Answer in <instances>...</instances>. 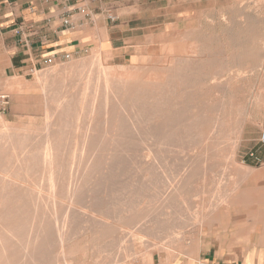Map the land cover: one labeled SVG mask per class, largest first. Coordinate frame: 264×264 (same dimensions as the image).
<instances>
[{
    "label": "rangeland",
    "instance_id": "obj_1",
    "mask_svg": "<svg viewBox=\"0 0 264 264\" xmlns=\"http://www.w3.org/2000/svg\"><path fill=\"white\" fill-rule=\"evenodd\" d=\"M127 4L85 53L29 76L0 69V264H63L65 223L72 264L264 250V0ZM243 194L248 209L227 208Z\"/></svg>",
    "mask_w": 264,
    "mask_h": 264
},
{
    "label": "crops",
    "instance_id": "obj_2",
    "mask_svg": "<svg viewBox=\"0 0 264 264\" xmlns=\"http://www.w3.org/2000/svg\"><path fill=\"white\" fill-rule=\"evenodd\" d=\"M127 1L0 0V56L6 58L0 69H26L29 76L31 69L43 68L44 58L67 54L70 59L85 53L93 45L95 33H108L109 24L120 19L115 14L127 8ZM80 8L87 16L78 11ZM64 18L70 20V28L63 26ZM242 198L247 194L234 196L227 208L243 202L248 209L250 202ZM191 264H264V250L248 246L236 252L209 249L200 252Z\"/></svg>",
    "mask_w": 264,
    "mask_h": 264
},
{
    "label": "bare ground",
    "instance_id": "obj_3",
    "mask_svg": "<svg viewBox=\"0 0 264 264\" xmlns=\"http://www.w3.org/2000/svg\"><path fill=\"white\" fill-rule=\"evenodd\" d=\"M225 46H226V45H225ZM219 49H220V48H219ZM232 52H234V51H232ZM233 57H234V56H233ZM234 61H235V59H234ZM123 83H124V82H123ZM104 84L106 85V84H107V81H105ZM104 84H103V85H104ZM107 85H108V84H107ZM106 87L108 88V86H106ZM104 88H105V87H104ZM104 88H103V90H104ZM105 90H106V89H105ZM108 90H109V89H108ZM109 91H110V90H109ZM105 93H107V90L105 91ZM105 93H104V95L107 96V94H105ZM115 93H116V92H115ZM122 95H123V93H122ZM105 98H106V97H105ZM114 99H115V97H114ZM120 100H121V99H120ZM129 100H130V99H129ZM103 102H104V103H105V102L107 103V101H106L105 99H104ZM106 103H105V104H106ZM151 104H152V103H151ZM104 106H106V105H104ZM120 108H121V105H120ZM120 108H118V109H120ZM129 108H131V107H129ZM104 109H105V108H104ZM102 110H103V109H102ZM105 110H106V109H105ZM105 110H104V112H106ZM121 111H122V110H121ZM124 112H125V108H124ZM127 112H128V110H127ZM119 113H120V110H119ZM128 113H129V112H128ZM132 113H133V112H132ZM162 114H163V113H162ZM104 115H106V113H105ZM164 115H165V114H164ZM81 116H82V115H81ZM86 116H88V115H86ZM101 116H102V115H101ZM124 116H125V115H124ZM128 116H129V114H128ZM132 116H134V115H132ZM82 117H84V116H82ZM82 117H80V118H82ZM116 117H117V115H116ZM116 117H115V118H116ZM121 117H122V116H121ZM151 117H152V116H151ZM51 118H52V117H51ZM84 118H86V117H84ZM103 118H104V116H103ZM123 118H124V117H123ZM126 118H127V117H126ZM162 118H163V117H162ZM77 119H78V121H79L78 116H77ZM86 119H87V118H86ZM105 119H106V118H105ZM105 119H104V120H105ZM119 119H120V117H119ZM119 119H118V120H119ZM142 119H143V118H142ZM74 120H76V118H75ZM89 120H90V119H89ZM132 120H133V119H132ZM245 120H246V119H245ZM49 121H50V120H49ZM76 121H77V120H76ZM76 121H75V122H76ZM114 121H115V120H114ZM121 121H122V120H121ZM149 121H150V120H149ZM152 121H153V120H152ZM176 121H177V120H176ZM89 122H90V121H89ZM118 122H119V121H118ZM118 122H116V123H118ZM136 122H137V121H136ZM143 122H144V121H143ZM147 122H148V121H147ZM159 122H160V121H159ZM113 123H114V122H113ZM131 123H132V122H131ZM131 123H130V124H131ZM133 123H134V122H133ZM155 123H156V122H155ZM164 123H165V122H164ZM86 124H89V123H86ZM91 124H92V122H91ZM91 124H90V125H91ZM100 124H101V122H100ZM144 124H145V123H144ZM146 124H147V123H146ZM90 125H89V126H90ZM105 125H106V124H105ZM110 125H111V124H110ZM114 125H115V124H114ZM116 125H117V124H116ZM153 125H155V124H153ZM87 126H88V125H87ZM103 126H104V125H103ZM147 126H148V125H147ZM104 127H105V126H104ZM120 127H121V126H120ZM159 127H160V126H159ZM164 127H165V126H164ZM112 128H113V127H112ZM115 128H116V127H115ZM118 128H119V127H118ZM132 128H133V127H132ZM165 128H166V127H165ZM87 129H89V128L87 127ZM143 130H144V129H143ZM85 131H86V132H85ZM103 131H104V130H103ZM135 131H136V130H135ZM74 132H75V131H74ZM81 132H82V131H81ZM87 132H88V130L85 129V130H84V133H87ZM93 132H94V131H93ZM96 132H97V131H96ZM145 132H146V131H145ZM186 132H187V131H186ZM59 133H61V132L59 131ZM82 133H83V132H82ZM82 133H81V134H82ZM94 133H95V132H94ZM107 133H108V132H107ZM62 134H64V132H62L61 135H62ZM81 134H80V135H81ZM87 134H88V133H87ZM87 134H86V135H87ZM90 134H91V132H90ZM97 134H98V133H97ZM99 134H100V133H99ZM105 134H106V132H105ZM112 134H113V133H112ZM119 134H120V133H119ZM129 134H130V133H129ZM86 135H84V136H86ZM103 135H104V134H103ZM103 135H102V136H103ZM106 135H108V134H106ZM125 135H126V134H125ZM71 136H73V134H71ZM82 136H83V134L81 135V137H82ZM87 136H89V135H87ZM41 137H42V136H41ZM104 137H105V136H104ZM211 137H212V136H211ZM70 138H71V137H70ZM70 138H69V139H70ZM110 138H111V137H110ZM118 138H120V137H118ZM87 139H88V138H87ZM103 139H104V138H103ZM157 140H158V139H157ZM200 140H201V139H200ZM73 141H74V140H73ZM82 141H83V140H82ZM84 141H85V139H84ZM95 141H96V138H95ZM121 141H122V140H121ZM239 141H240V140H239ZM100 142H101V141H100ZM103 142H104V141H103ZM85 143H86V142H85ZM118 143H119V142H118ZM86 144H87V143H86ZM98 144H99V143H98ZM153 144H154V143H153ZM237 144H239V143L237 142ZM11 145H12V144H11ZM144 147H145V145H144ZM12 148H13V147H12ZM80 148H81V145H80ZM157 148H159V147H157ZM232 148H233V147H232ZM10 149H11V148H10ZM81 149H82V148H81ZM83 149H84V145H83ZM12 150H13V149H12ZM41 150H42V149H41ZM41 150H40V151H41ZM84 150L86 151V149H84ZM84 150H82V151H84ZM120 150H121V149H120ZM145 150H147V149H145ZM156 150H157V149H156ZM40 151H39V152H40ZM63 151H64V150H63ZM82 151H81V152H82ZM9 152H10V153L12 152V153L14 154V151H11V150H10ZM39 152H38V153H39ZM45 152H46V151H45ZM81 152L79 151V153H81ZM108 152H109V151H108ZM147 152H148V151H147ZM154 152H156V151H154ZM178 152H179V151H178ZM20 153H22V152H20ZM83 153H84V152H83ZM94 153H95V152H94ZM100 153H103V152H100ZM141 153H143V152H141ZM144 153H145V151H144ZM34 154H35V153H34ZM40 154H41V153H40ZM44 154H46V153H44ZM84 154H85V153H84ZM98 154H99V153H98ZM127 154H128V153H126V155H127ZM159 154H160V153H159ZM205 154H206V153H205ZM38 155H39V154H37L36 156H38ZM79 155H81V154H79ZM124 155H125V154H124ZM126 155H125V156H126ZM141 155H142V154H141ZM148 155L150 156L151 154L149 153ZM153 155H154V154H153ZM21 156H22V155H21ZM33 156H34V155H33ZM127 156H128V155H127ZM127 156H126V157H127ZM149 156H148V157H149ZM208 156H209V155H208ZM232 156H233V155H232ZM19 157H20V156H19ZM31 157H32V155H31ZM93 157H94V156H93ZM134 157H135V156H134ZM148 157H147V158H148ZM155 157H156V156H155ZM21 158H22V157H21ZM33 158H34V157H33ZM45 158L49 159V163H48V164H49V167H48V166H47L48 168L46 167V168L49 170V168H52V165H53V160H52L53 156H52V153H51V151L49 150V148H48V150H47V156H46V157L44 156V159H45ZM124 158H125V157H124ZM205 158H206V157H205ZM220 158H221V157H220ZM15 159H16V158H15ZM15 159H14V160H15ZM47 159H46V160H47ZM121 159H122V157H121ZM121 159H120V160H121ZM155 159H156V158H155ZM9 160H10V159H9ZM16 160H17V159H16ZM34 160H35V158H34ZM36 160H38V159H36ZM39 160L41 161V159H39ZM115 160H116V159H115ZM145 160H147V159H145ZM148 160H149V158H148ZM150 160H151V159H150ZM150 160H149V161H150ZM204 160H205V159H204ZM0 161H1V160H0ZM10 161L13 162V160H10ZM10 161H9V162H10ZM123 161H124V160H123ZM128 161H129V160H128ZM153 161H154V160H153ZM15 162H16V164H18L17 161H15ZM44 162H45V161H44ZM44 162H43V163H44ZM47 162H48V161H47ZM98 162H99V161H98ZM132 162H133V160H132ZM154 162H155V161H154ZM38 163H39V162H38ZM87 163H89V161H88ZM129 163H130V162H129ZM46 164H47V163H46ZM46 164H45V165H46ZM122 164H123V162H122ZM109 165H110V164H109ZM116 165H117V164H116ZM118 165H120V164H118ZM146 165H147V164H146ZM150 165H153V163L151 164V162H150ZM11 166H13V165H11ZM38 166H39V164H38ZM42 166H43V164H42ZM87 166H88V165H87ZM106 166H107V165H106ZM120 166H122V165H120ZM128 166H129V165H128ZM128 166H127V167H128ZM131 166H132V165H131ZM131 166H130V167H131ZM143 166H145V164H144ZM14 167H15V165H14ZM14 167H13V168H14ZM104 167H105V166H104ZM115 167H116V166H115ZM124 167H125V166H123L122 168H124ZM127 167H126V169H128ZM139 167H142V166H139ZM16 168H17V167H16ZM34 168H35V167H34ZM85 168H86V166H85ZM106 168H107V167H106ZM111 168H112V167H111ZM111 168H110V169H111ZM117 168H118V169H121V168H119V166H118ZM117 168H115V169H117ZM221 168H222V167H221ZM29 169H30V168H29ZM65 169H66V167H65ZM113 169H114V168H113ZM113 169H111L112 172H113ZM118 169H117V170H118ZM140 169H141V168H140ZM9 170H10V168H9ZM11 170H12V169H11ZM69 170H70V166H69ZM86 170H87V169H86ZM12 171H13V170H12ZM12 171H9V172H11V173L15 172V171H13V172H12ZM87 171H88V170H87ZM108 171H109V170H108ZM125 171H126V170H125ZM127 171H128V170H127ZM138 171H139V170H138ZM52 172H54V171L52 170ZM52 172H51V173H52ZM99 172H100V171H99ZM103 172H104V171H103ZM103 172H102V174H103ZM112 172H111V173H112ZM116 172H117V171H116ZM116 172H115V173H116ZM122 173H123V172H122ZM154 173H155V172H154ZM13 174H14V173H13ZM47 174H48V173H47ZM49 174H50V172H49ZM124 174H125V173H124ZM141 174H142V173H141ZM96 175H97V174H96ZM113 175H115V174L113 173ZM143 175H144V174H143ZM184 175H185V174H184ZM2 176H3V175H2ZM5 176L7 177V175H5ZM8 176H11V175L8 174ZM98 176H100V175L98 174ZM109 176H110V175H109ZM116 176H117V175H116ZM140 176H141V175H140ZM145 176H146V175H145ZM73 177H74V175H73ZM95 177H96V176H95ZM101 177H102V176H101ZM123 177H124V176H123ZM146 177H147V176H146ZM8 178H9V177H8ZM69 178H71V177H69ZM97 178H98V177H97ZM111 178H112V177H111ZM142 178H143V177H142ZM0 179H1V178H0ZM4 179H5V178H4ZM11 179H12V178H11ZM112 179H113V178H112ZM112 179H111V180H112ZM120 179H121V177H120ZM181 179H182V178H181ZM22 180H23V179H22ZM49 180L52 181L51 179H49ZM62 180H63V179H62ZM72 180H73V179H72ZM78 180H80V178H79ZM107 180H108V179H107ZM107 180H106V182H107ZM115 180H116V179H115ZM138 180H139V179H138ZM25 181H26V180H25ZM40 181H41V180H40ZM118 181H119V180H118ZM127 181H128V180H127ZM175 182H176V181H175ZM1 183H2V182H1ZM1 183H0V184H1ZM3 183H5V182L3 181ZM23 183H24V182H23ZM62 183H63V182H62ZM77 183H78V182H77ZM24 184H26V182H25ZM42 184H43V183H42ZM69 184H70V183H69ZM73 184H74V182H73ZM112 184H113V183H112ZM178 184H179V183H178ZM21 185H22V184H21ZM38 185H39V184H38ZM43 185L45 186V184H43ZM100 185H101V184H100ZM176 185H177V184H176ZM23 186H24V185H23ZM51 186H54L53 182H51ZM26 187H28V186H26ZM68 187H70V186H68ZM86 187H87V185H86ZM109 187H110V186H109ZM2 188H3V187H1V189H2ZM21 188H22V187H21ZM45 188H46V187H45ZM48 188H49V187H48ZM118 188H119V187H118ZM7 189H8V188H7ZM18 189H19V188H18ZM57 189H58V188H57ZM67 189H68V188H67ZM67 189H66V190H67ZM164 189H167V188H164ZM52 190H53V189H52ZM104 190H105V189H104ZM142 190H143V189H142ZM35 191H36V190H35ZM68 191H69V189H68ZM130 191H131V190H130ZM144 191H145V190H144ZM165 191H166V190H165ZM1 192H2V191H1ZM9 192H10V191H8V193H9ZM39 192H41V191H39ZM23 193H25L24 190H23ZM26 193H27V192H26ZM41 193H43V192H41ZM48 193H49V192H48ZM50 193H51V195H53V192H50ZM63 193H64V192H62V194H63ZM66 193H67V192H66ZM149 193H150V192H149ZM165 193H166V192H165ZM175 193H176V192H175ZM38 194H39V193H38ZM64 194H65V193H64ZM92 194H93V193H92ZM44 195H46V194H44ZM58 195L60 196V194H58ZM73 195H74V194H73ZM88 195H89V193H88ZM11 196H12V195H11ZM23 197H24V196H23ZM30 197H31V196H30ZM48 197H49V196H48ZM177 197H178V195H177ZM3 198H4V197H3ZM66 198H67V197H66ZM11 199H12V198H11ZM20 199H21V198H20ZM23 199H24V198H23ZM44 199H45V198H44ZM27 200H28V198H27ZM63 200H64V199H63ZM63 200H62V202H63ZM70 200H71V199H70ZM92 200H93V199H92ZM92 200H91V201H92ZM170 200H171V199H169V201H170ZM13 201H14V200H13ZM13 201H11L10 203H12ZM37 201H38V200H37ZM37 201H36V202H37ZM95 201H96V200H95ZM60 202H61V201H60ZM64 202H65V201H64ZM70 202H71V201H69V203H70ZM81 202H82V201H81ZM15 203L18 204L17 202H14V204H15ZM52 203H53V202H52ZM88 203H89V202H88ZM91 203H92V202H91ZM62 204H63V203H62ZM97 204H98V203H97ZM136 204H137V203H136ZM73 205H74V204H73ZM76 205H77V204H76ZM141 205H142V204H141ZM164 205H165V204H164ZM19 206H20V205H19ZM49 206H50V205H49ZM71 206H72V205H71ZM78 206H79V205H78ZM78 206H75V205H74V207H76V208H77ZM86 206H87V205H86ZM93 206H95V205H93ZM139 206H140V205H139ZM52 207L54 208V205H52ZM74 207H73V208H74ZM90 207H91V206H90ZM96 207H98V206L96 205ZM96 207H95V208H96ZM160 207H161V206H160ZM2 208H3V207H2ZM9 208H10V207H9ZM18 208H19V207H18ZM44 208H45V207H44ZM93 208H94V207H93ZM112 208H113V207H112ZM163 208H164V206H163ZM13 209H14V208H13ZM13 209H12V210H13ZM84 209H85V208H84ZM101 209H102V208H101ZM161 209H162V208H161ZM3 210H4V209H3ZM68 210H69V209H68ZM79 210H80V208H79ZM82 210H83V209H82ZM82 210H81V211H82ZM89 210H90V209H89ZM14 211H15V210H14ZM66 211H67V210H66ZM66 211L63 212V213H65V217H63V218H65V219H66V213H67ZM81 211H80V212H81ZM86 211H87V210H86ZM98 211H99V210H98ZM131 211H132V210H131ZM83 212H84V211H83ZM89 212H91V214L93 213L92 210L89 211ZM101 212H102V211H101ZM101 212H100V213H101ZM102 213H103V212H102ZM131 213H132V212H131ZM10 214H11V213H10ZM16 214H17V213H16ZM73 214L76 215L77 213H74V212H73ZM78 214H79V211H78ZM91 214H90V216L92 217L93 214H92V215H91ZM98 214H99V212H98ZM159 214H160V213H159ZM61 215H62V214H61ZM75 215H74V216H75ZM79 215H80V214H79ZM79 215H78V216H79ZM82 215H83V214H82ZM85 215H86V214H85ZM78 216H77V217H78ZM93 216H94V215H93ZM97 216H98V215H97ZM102 216H103V215H102ZM16 217H17V216H16ZM53 217H54V216H53ZM84 217H85V216H84ZM99 217H100V215H99ZM61 218H62V217H61ZM72 218H73V217H72ZM72 218L69 217V219H72ZM79 218H82V217L80 216ZM79 218H78V220H79ZM54 219H55V218H54ZM95 219H96V218H95ZM95 219H94V220H95ZM100 219L102 220L103 218L100 217ZM127 219H128V218H127ZM101 220H100V221H101ZM106 220H107V219H106ZM32 221H34V220H32ZM55 221H56V220H55ZM63 221L66 222V220H63ZM63 221L61 220L62 223H63ZM67 221H69V220H67ZM71 221H72V220H71ZM73 221H74V220H73ZM76 221H77V220H76ZM76 221H75V222H76ZM108 221H109V219H108ZM134 221H135V220H134ZM57 222H58V221H57ZM69 222H70V221H69ZM75 222H74V223H75ZM97 222H99V220H98ZM97 222H96V224H97ZM4 223H5V222H4ZM59 223H60V222H59ZM70 223H71V222H70ZM82 223H83V222H82ZM82 223H81V224H82ZM86 223L89 224V222H86ZM91 223H92V222H91ZM30 224H31V223H30ZM30 224H29V225H30ZM32 224H33V223H32ZM54 224H55V223H54ZM65 224H66V223H65ZM65 224H61L62 226H60V224H59L60 227H59V229H58V230L56 231V233H55V239L57 240L58 244H57V243H55V244L58 245V248H56V249H58L59 253L63 256V257H62L63 264H69V263L72 264V262H70V257H69L70 252H67V250H66V237H67V230H69V229H66ZM72 224H73V223H71L70 226H71ZM81 224H80V225H81ZM98 224H99V223H98ZM56 225H57V224H56ZM68 225H69V224H68ZM80 225H78V226H79V229H80V230H83V229L80 228ZM84 225H85V224H84ZM86 225H87V224H86ZM94 225H95V223H94ZM27 226H28V225H27ZM30 226H32V225H30ZM139 226H140V225H139ZM139 226H138V227H139ZM54 227H55V225H54ZM54 227H52V228H54ZM100 227H101V226H100ZM76 228H77V226H76ZM82 228H83V227H82ZM130 228H132V227H130ZM130 228H129V229H130ZM56 229H57V228H56ZM56 229H55V230H56ZM129 229L126 228V230H129ZM75 230H76V229H75ZM94 230H95V229H94ZM141 230H142V229H140L139 231H141ZM30 231H31V230H30ZM99 231H100V230H99ZM124 231H125V230H124ZM136 231H137V230H136ZM38 232H39V231H38ZM38 232H37V233H38ZM78 232H79V231H78ZM129 232H132V231H129ZM129 232H128V234L125 233L126 235L124 234L125 236H124L122 239H124V240L126 239V240H127V238H132V237H131L132 234L129 233ZM30 233H31V232H30ZM41 233H42V232H41ZM68 233H69V232H68ZM85 233H86V232H85ZM123 233H124V232H123ZM133 233H134V231H133ZM135 233H136V232H135ZM135 233H134V234H135ZM137 233H138V232H137ZM137 233H136L135 235H137ZM71 234H72V233H71ZM82 234H83V233H82ZM82 234H81V235H82ZM138 234H139V235H142V234H140V233H138ZM40 235H42V234H40ZM40 235H39V234H35V235L33 236V238L31 237V240H30V241H32V243H33V242L35 243V241H38V240L41 238ZM75 235H76V232H75ZM75 235H73V236H75ZM88 235H89V234H88ZM121 235H123V234H121ZM73 236H72V238H73ZM78 236H79V235H78ZM95 236H96V234H95ZM112 236H113V235H112ZM133 236H134V235H133ZM137 236H138V235H137ZM27 237H28V236H27ZM87 237H88V236H87ZM134 237H135V236H134ZM23 238H24V237H23ZM46 238H47V237H46ZM50 238H51V237H50ZM25 239H28V238H25ZM70 239H71V238H70ZM73 239H74V238H73ZM120 239H121V238H120ZM122 239H121V240H122ZM23 240H24V239H22V241H23ZM71 240H72V239H71ZM90 240H92V239H90ZM121 240L118 241L120 246L123 244V243L120 244V241H121ZM130 240H131V239H130ZM52 241H53V240H52ZM101 241H102V240H101ZM127 241H129V240H127ZM147 241H148V240H147ZM105 242H106V241H105ZM121 242H123V241H121ZM125 242H126V241H125ZM29 243H31V242H29ZM126 243H127V242H126ZM39 244H40V243H39ZM107 244H108V243H107ZM132 244H133V243H132ZM137 244H138V243H137ZM42 245H43V243H42ZM133 245H134V244H133ZM141 245H143V244H141ZM136 246H138V245H136ZM143 246H144V245H143ZM95 247H96V246L93 247V250H94ZM109 247H110V246H109ZM96 248H97V247H96ZM131 248H133V247H131ZM111 249H112V248H111ZM122 249H123V248H122ZM125 249H127V248H125ZM128 249H129V248H128ZM2 250H3V249H1V251H2ZM84 250H85V249H84ZM104 250H105V249H104ZM104 250H103V251H104ZM119 250H120V249L118 248V251H119ZM58 251H57V252H58ZM120 251H122V250H120ZM120 251H119V252H120ZM123 251H126V250H123ZM123 251H122V252H123ZM139 251H140V250H139ZM139 251H138V252H139ZM143 251H144V250H143ZM148 251H149V249H148ZM3 252H5V251H3ZM83 252H84V251H83ZM94 252H95V251H94ZM119 252H118V253H119ZM40 253H41V252H40ZM90 253H91V252H90ZM123 253H124V252H123ZM125 253H126V252H125ZM133 253H134V252H133ZM2 254H3V253H2ZM5 254H7V253H5ZM5 254H3V255H5ZM41 254H42V253H41ZM81 254H82V253H81ZM120 254H122V253H120ZM128 254H132V253H128ZM61 255H60V256H61ZM78 255H79V253H78ZM122 255H123V254H122ZM122 255H121V257H122ZM125 255H126V254H125ZM125 255H123V256H125ZM42 256H43V255H42ZM82 256H83V255H82ZM86 256H87V255H86ZM31 257H32V256H31ZM33 257H34V256H33ZM38 257H39V256H38ZM75 257H76V256H75ZM128 257H129V255H128ZM0 258H2V257H0ZM73 258H74V257H73ZM84 258H85V257H84ZM129 258H130V257H129ZM129 258H128V259H129ZM128 259H126V260H128ZM141 259H142V258H141ZM7 260H8V259H7ZM129 260H130V259H129ZM131 260H132V259H131ZM29 261H30V259H29ZM55 261H56V260H55ZM111 261H112V260H111ZM142 261H143V259H142ZM162 261H164V260H162ZM162 261H161V262H162ZM31 262H32V260H31L29 263H31ZM34 262H35V260H34ZM38 262H40V261H38ZM56 263H58V262H56ZM74 263H75V262H74ZM39 264H40V263H39ZM50 264H51V263H50ZM81 264H82V263H81ZM118 264H119V263H118ZM130 264H131V263H130Z\"/></svg>",
    "mask_w": 264,
    "mask_h": 264
},
{
    "label": "built area",
    "instance_id": "obj_4",
    "mask_svg": "<svg viewBox=\"0 0 264 264\" xmlns=\"http://www.w3.org/2000/svg\"><path fill=\"white\" fill-rule=\"evenodd\" d=\"M79 1H84V0H79ZM78 11L83 16H87V12H85L82 8H80ZM109 19L110 20H114V16H109ZM62 24H63L64 27H67V28L71 27V23H70V20L68 18H64ZM58 60H69V55L66 54V55L62 56V58H56L55 56H51V57H48V58H44L41 63H42L43 67H48V66L53 65ZM35 71H37V70L36 69H31L30 73L33 74ZM260 142L262 144H264V133L260 137Z\"/></svg>",
    "mask_w": 264,
    "mask_h": 264
}]
</instances>
